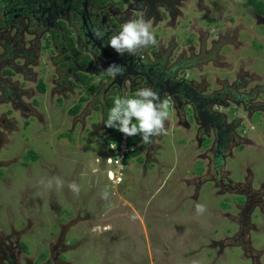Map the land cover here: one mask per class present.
Listing matches in <instances>:
<instances>
[{"label": "rangeland", "instance_id": "rangeland-1", "mask_svg": "<svg viewBox=\"0 0 264 264\" xmlns=\"http://www.w3.org/2000/svg\"><path fill=\"white\" fill-rule=\"evenodd\" d=\"M261 23L258 38L249 20L238 23L243 38L203 65L206 75L187 69V79L204 93L245 77L238 90L264 86ZM7 25L0 27V264H264V111L226 100V122L239 121L215 167L213 129L204 130L188 104L179 109L164 96L168 134L142 143L124 183L109 184L102 134L115 136L104 124L106 102L135 98L145 87L128 81L119 93H103L97 67L63 86L60 52L37 33ZM88 75L98 89L85 86ZM259 95L253 101H264ZM30 149L36 160L24 158ZM54 176L63 188L45 190L40 180ZM72 181L79 196L68 188ZM198 202L207 206L202 217Z\"/></svg>", "mask_w": 264, "mask_h": 264}, {"label": "flooded vegetation", "instance_id": "flooded-vegetation-1", "mask_svg": "<svg viewBox=\"0 0 264 264\" xmlns=\"http://www.w3.org/2000/svg\"><path fill=\"white\" fill-rule=\"evenodd\" d=\"M259 10H264V0H0V27H8L10 22L27 28L48 41L51 49H57L63 57L59 79L63 86L68 82L74 85L70 77L90 74L97 67L103 70L106 80L103 93H119L128 81H134L130 82L132 87H151L160 92L162 99L171 97L179 109L188 104L204 124V130L213 129L217 167L239 121L227 123L221 106L229 99L242 103L248 112L264 111V101H253L258 94H264V86L238 90L249 82L245 77L231 86L224 82L222 89L204 93V86L200 91L187 79L186 70L196 69L206 75L208 72L200 68L210 61L217 63L221 49L229 41L243 38L242 27L236 30L238 23L249 20L258 38L259 18L264 32V12ZM140 17L152 22L157 40L154 46L136 56L120 55L106 46L108 36L119 32L124 22ZM95 26L108 27L104 40L94 37L91 29ZM252 36L250 41H257ZM178 41H183L180 46ZM150 49L153 57L146 53ZM112 64L124 66L125 73L109 76L104 70ZM88 79V89L99 88L98 83L91 82L90 75ZM250 105L259 106L249 109Z\"/></svg>", "mask_w": 264, "mask_h": 264}, {"label": "clouds", "instance_id": "clouds-1", "mask_svg": "<svg viewBox=\"0 0 264 264\" xmlns=\"http://www.w3.org/2000/svg\"><path fill=\"white\" fill-rule=\"evenodd\" d=\"M91 30L97 40H104L109 31L107 26L103 28L95 26ZM156 43L152 22L140 17L124 22L119 32L108 36L106 46L112 47L120 55L128 53L136 56L142 53V50L154 46ZM125 71L124 66L116 64H112L104 70L114 78L117 75H123ZM169 119V101L162 99L159 91L145 87L136 92L135 98L127 96L116 98L104 124L107 128H115L126 136L138 135L144 144H152L153 138L168 134ZM40 184L45 190L53 188L60 190L64 186V180L59 176H54L46 181L41 179ZM68 188L79 196L81 188L75 181L70 182ZM109 197V191L103 190L101 198L108 200ZM195 211L198 217H202L207 212V206L198 202L195 205ZM191 264H204V262L201 259L193 258Z\"/></svg>", "mask_w": 264, "mask_h": 264}, {"label": "built area", "instance_id": "built-area-1", "mask_svg": "<svg viewBox=\"0 0 264 264\" xmlns=\"http://www.w3.org/2000/svg\"><path fill=\"white\" fill-rule=\"evenodd\" d=\"M107 130L109 133H114L115 138L107 137L106 133L102 134V137L106 138L107 154H105L104 160L109 165V168L105 170L104 179L109 184L120 186L124 183L126 169L128 163L131 162L130 155L138 150L142 145V141L138 135L126 136L115 128H109Z\"/></svg>", "mask_w": 264, "mask_h": 264}, {"label": "trees", "instance_id": "trees-1", "mask_svg": "<svg viewBox=\"0 0 264 264\" xmlns=\"http://www.w3.org/2000/svg\"><path fill=\"white\" fill-rule=\"evenodd\" d=\"M249 1H252V0H249ZM258 7H261V5H259ZM259 12H261V13H263L264 12V10H259ZM88 64V66L91 64V63H87ZM7 72H9V71H7ZM88 84H85V86H87ZM38 89L40 90V91H44L45 90V84L42 82V81H39V84H38ZM116 93V92H115ZM114 93V94H115ZM113 96H115V95H112V97L110 98V99H108L107 100V105H108V110L107 111H109L110 109H111V107H113V105H114V101H115V97H113ZM97 108H99V107H97ZM79 110V105L78 104H75L73 107H72V109H69V111L71 112V113H76L77 111ZM107 116H108V113H106V119H107ZM24 158L25 159H28V160H36L37 158H38V154H37V152L36 151H34V150H32V149H30V150H28L27 152H26V154L24 155Z\"/></svg>", "mask_w": 264, "mask_h": 264}, {"label": "water", "instance_id": "water-1", "mask_svg": "<svg viewBox=\"0 0 264 264\" xmlns=\"http://www.w3.org/2000/svg\"><path fill=\"white\" fill-rule=\"evenodd\" d=\"M258 106H259V105H255V106H254V105H250V106H249V109H254V108L258 107Z\"/></svg>", "mask_w": 264, "mask_h": 264}, {"label": "crops", "instance_id": "crops-1", "mask_svg": "<svg viewBox=\"0 0 264 264\" xmlns=\"http://www.w3.org/2000/svg\"><path fill=\"white\" fill-rule=\"evenodd\" d=\"M128 164H130V165H131V162H130V163H128ZM130 165H129V166H130ZM129 166H128V167H129Z\"/></svg>", "mask_w": 264, "mask_h": 264}]
</instances>
